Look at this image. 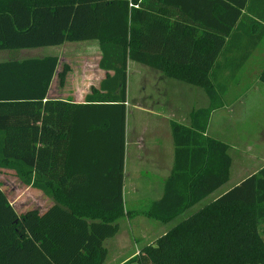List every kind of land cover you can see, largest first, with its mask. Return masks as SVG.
<instances>
[{
    "label": "trees",
    "instance_id": "1",
    "mask_svg": "<svg viewBox=\"0 0 264 264\" xmlns=\"http://www.w3.org/2000/svg\"><path fill=\"white\" fill-rule=\"evenodd\" d=\"M246 2L0 0V52L95 41L105 74L77 103L51 96L77 61L0 62V222L8 224L0 264H105V242L130 216L171 226L142 249L140 264H264V168L200 207L231 178L229 146L207 136L211 114L222 108L208 71ZM210 29L220 36L202 64L199 41ZM129 61L202 88L211 101L192 114L191 126L172 123L175 156L164 195L138 213L124 199ZM6 176L37 205L13 213Z\"/></svg>",
    "mask_w": 264,
    "mask_h": 264
},
{
    "label": "crops",
    "instance_id": "2",
    "mask_svg": "<svg viewBox=\"0 0 264 264\" xmlns=\"http://www.w3.org/2000/svg\"><path fill=\"white\" fill-rule=\"evenodd\" d=\"M196 10L198 11L200 8L196 7ZM241 13L237 24L229 34L224 36V45L208 71V77L217 93L224 94L227 92L220 90L222 84L227 86L225 88L231 94L252 93L260 87L264 90L263 84L260 82V77L264 73V0H247ZM216 23L214 20L212 25H216ZM193 29L199 34L207 31L198 26H194ZM206 33L211 36L199 41V53L203 56L200 60L202 64L204 58L210 56L216 46L213 38L220 36L217 31L212 29ZM63 46H66L64 48L69 52H66L62 58H65L66 62L77 61L78 64L72 65L71 73L63 88L54 84L51 96L63 99L72 97L77 103H83L91 88L98 87L105 79V74L97 68L100 59L99 44L92 41L90 44L84 45L81 48L86 50L82 53H74L73 51L79 47H75L73 44ZM56 53L54 55L59 57L58 52ZM46 56L53 55L41 54L38 58ZM27 58L30 57L21 59ZM131 85L136 89L133 97H128ZM210 107L211 101L202 88L168 78L161 71L129 61L124 199L129 196L133 201L132 203L137 205L144 200L150 204V202L159 201L163 197L164 183L170 177L174 165L175 145L172 123L189 127L191 126L192 114L195 111L207 110ZM217 111L211 114L208 128H210L212 117ZM207 136L210 137L209 129ZM259 154V157H264V152H259ZM231 158V178L233 175L239 178L242 172L249 168L244 162L250 163L254 160L250 157L245 159V157L240 156L239 158L244 162L234 164V159L232 156ZM250 168L252 169L249 170L248 177L261 171L264 168V161L262 166L251 167L250 164ZM247 178H241L242 180L238 181L232 189L239 186ZM217 192L204 202L208 203ZM220 196L215 197L212 201ZM137 217L139 216H135L132 220ZM167 226L169 227L167 230H162L163 235L160 237L164 236L171 227L170 225ZM120 230L121 232L114 238L105 242L108 250L107 261L112 264L128 263L137 255L140 256L142 249L146 247L144 245L149 246L151 243L147 242L146 244L150 237L147 233L141 232L140 237L144 239L141 242V249L140 244L133 240L130 232ZM130 248L134 250V254L128 258H123V254L126 250L129 252Z\"/></svg>",
    "mask_w": 264,
    "mask_h": 264
},
{
    "label": "rangeland",
    "instance_id": "3",
    "mask_svg": "<svg viewBox=\"0 0 264 264\" xmlns=\"http://www.w3.org/2000/svg\"><path fill=\"white\" fill-rule=\"evenodd\" d=\"M75 47H79V49H75L73 51L74 53L77 52H84L86 49L81 48L84 45L90 44V42H79V43H72ZM73 46V47H74ZM66 46L62 47H56V48H42V49H33V50H24V51H4L0 52V62H6V61H21L25 57L30 58H38L41 54L43 55H54L58 52L59 57H63L64 54L67 51ZM72 47V48H73ZM74 49V48H73ZM91 50V48H89ZM92 51V50H91ZM29 59V58H27ZM132 81V79H131ZM227 86L225 84H222L221 89L224 94L218 93V96L220 98L222 108L218 109L216 114L212 117V120L210 122V128L209 129V135L212 139L218 140L230 148L231 156L234 159V164L244 162L242 159H240V156H243L246 158L250 157L252 162H244V164H247L249 166L248 169L244 170L239 178H237L235 175L232 176L231 181L226 184L224 187H222L221 190L217 192V194L211 198L209 202H211L215 197L222 196L225 192L232 189V187L236 186L238 181L240 182L241 178H247L249 176V170L252 166H262L264 157H259V152H264V90L262 87H260L257 91H253L252 93L247 94H231L229 90H226ZM264 87V84H263ZM136 87H133L132 85L129 88L128 91V97H133V93L135 91ZM133 114V111H132ZM130 122V117H129ZM208 132V131H207ZM239 158V159H238ZM249 160V159H248ZM236 168V165H235ZM232 170V168H231ZM2 181L3 178H0ZM7 180V188H6V194L7 198L10 201L11 204L13 201H15L14 208L12 212L16 213L17 215H20L21 211V204L24 206H28L31 209L35 205H37V199L29 200L27 198V194L24 192H21V186L18 187L17 183L14 181V178L11 176H6ZM10 187L13 189L10 191ZM20 188V189H19ZM4 190V189H3ZM9 191V192H8ZM8 192V193H7ZM126 207L129 211L133 212H142L149 208L150 204L146 202L145 200L140 202L139 204L132 203L130 197L127 196L126 199ZM206 202L202 203L200 205L204 206L208 204ZM12 206V205H11ZM200 207L195 208L190 214L197 211ZM26 209V208H25ZM121 229L122 231H127L131 233V236L133 237V240L137 241L139 246L142 249L141 242L144 239H141L140 235L141 232H145L150 237L147 242H151L153 244L161 235H163L162 230H167L169 226L162 225L161 223H157L154 220H150L146 217L139 216L135 218L134 220L126 218L122 220L121 222ZM155 225L156 228H155ZM263 231H264V225H262ZM8 229V224L5 220H1L0 222V236L6 235ZM121 232V230H120ZM161 238V237H160ZM264 238V237H263ZM147 246V245H144ZM133 248V247H132ZM130 248L129 252H126L123 254V258H128L134 254V250ZM140 249V250H141ZM136 250V249H135ZM122 256V255H121ZM137 264H140V257L137 255ZM110 261H107L106 264H112L109 263Z\"/></svg>",
    "mask_w": 264,
    "mask_h": 264
}]
</instances>
